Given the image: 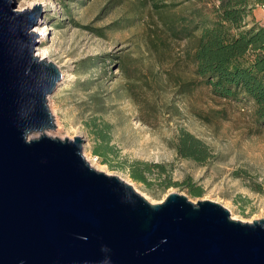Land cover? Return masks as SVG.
I'll list each match as a JSON object with an SVG mask.
<instances>
[{"label": "rangeland", "instance_id": "374dc122", "mask_svg": "<svg viewBox=\"0 0 264 264\" xmlns=\"http://www.w3.org/2000/svg\"><path fill=\"white\" fill-rule=\"evenodd\" d=\"M15 10H43L37 26L36 54L62 73L48 98L56 131L49 137L85 140L83 154L97 170L120 177L153 204L170 194L190 203L211 201L226 208L231 219L252 223L264 219V128L253 117L254 106L211 96L208 87L182 89L194 79L185 59L189 43L171 40L170 26L178 17L200 9L197 0H12ZM255 20L264 24L256 6ZM92 121L109 125L113 165L94 155L97 145ZM187 133L209 152L207 161L182 159L177 137ZM42 134L31 136L36 139ZM133 162L165 165L153 170L150 186L132 179ZM173 186L166 187V179ZM202 194L191 197L175 184L185 179Z\"/></svg>", "mask_w": 264, "mask_h": 264}, {"label": "water", "instance_id": "95a60500", "mask_svg": "<svg viewBox=\"0 0 264 264\" xmlns=\"http://www.w3.org/2000/svg\"><path fill=\"white\" fill-rule=\"evenodd\" d=\"M15 8L0 0V264H264V219L179 193L153 204L97 171L84 139L45 133L62 73L35 55L41 7Z\"/></svg>", "mask_w": 264, "mask_h": 264}, {"label": "trees", "instance_id": "16d2710c", "mask_svg": "<svg viewBox=\"0 0 264 264\" xmlns=\"http://www.w3.org/2000/svg\"><path fill=\"white\" fill-rule=\"evenodd\" d=\"M201 8L191 17H178L168 25L171 40L189 43L185 59L193 67L194 79L182 85V89L206 86L211 96L234 103H249L254 106L255 123L264 128V27L252 18L256 6H264V0H197ZM109 125L97 127L92 121V130L97 145L94 155L112 166L115 151L110 146ZM177 153L182 159L204 163L208 149L194 136L182 132L177 137ZM115 156V155H114ZM129 175L138 183L150 186L148 175L157 170L166 173L165 165L133 162L128 167ZM166 187L173 182L166 178ZM188 191L191 197L202 194L199 186L185 179L175 184ZM254 191L264 194V186L257 184Z\"/></svg>", "mask_w": 264, "mask_h": 264}, {"label": "bare ground", "instance_id": "6f19581e", "mask_svg": "<svg viewBox=\"0 0 264 264\" xmlns=\"http://www.w3.org/2000/svg\"><path fill=\"white\" fill-rule=\"evenodd\" d=\"M36 56H38L40 59L43 60H48L46 57H44L43 55H41L40 53L36 54Z\"/></svg>", "mask_w": 264, "mask_h": 264}, {"label": "crops", "instance_id": "0c3cea01", "mask_svg": "<svg viewBox=\"0 0 264 264\" xmlns=\"http://www.w3.org/2000/svg\"><path fill=\"white\" fill-rule=\"evenodd\" d=\"M255 12L256 10H253V13H252V18L254 19L255 22H257V20H255V18L253 17V15L255 16ZM260 25V23H258Z\"/></svg>", "mask_w": 264, "mask_h": 264}, {"label": "built area", "instance_id": "2783aa9c", "mask_svg": "<svg viewBox=\"0 0 264 264\" xmlns=\"http://www.w3.org/2000/svg\"><path fill=\"white\" fill-rule=\"evenodd\" d=\"M261 9H263V10H264V6H261ZM262 26L264 27V24H263Z\"/></svg>", "mask_w": 264, "mask_h": 264}]
</instances>
